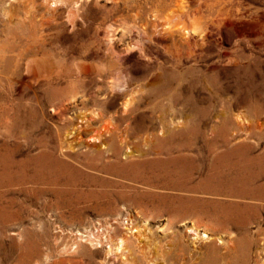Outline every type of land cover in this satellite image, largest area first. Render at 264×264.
I'll use <instances>...</instances> for the list:
<instances>
[{"label":"rangeland","instance_id":"obj_1","mask_svg":"<svg viewBox=\"0 0 264 264\" xmlns=\"http://www.w3.org/2000/svg\"><path fill=\"white\" fill-rule=\"evenodd\" d=\"M17 5L11 23L0 12V57L12 60L38 48L39 25ZM77 26L55 35L52 58L105 59L130 73L137 89L163 73L169 95L212 117L196 119L188 163L169 165L164 156L165 164L128 174L96 163L79 189L54 200L19 185L0 189L4 201L26 205L21 221L0 227V264H264V176L253 174L264 170V0H90ZM104 30L115 35L112 49L94 38ZM74 86L77 94L85 84ZM52 114L50 127L60 121ZM225 214L235 222L219 227ZM120 238L126 244L117 252Z\"/></svg>","mask_w":264,"mask_h":264},{"label":"bare ground","instance_id":"obj_2","mask_svg":"<svg viewBox=\"0 0 264 264\" xmlns=\"http://www.w3.org/2000/svg\"><path fill=\"white\" fill-rule=\"evenodd\" d=\"M2 2L0 12L9 23L21 14L17 4L24 3L30 9L32 24L39 25L35 34L38 48L33 56L41 55V58L23 59L22 51L16 49L20 59L0 57V189L19 185L30 190L28 196L40 191L54 200L53 197L71 196L79 189L86 171H94L96 163L128 174L130 168L141 171L165 164L167 156L170 157L169 165L192 160L195 152L192 144L200 128L196 121L212 117V112L198 116L197 112H189L197 105L169 95L163 87L166 84L163 73L156 74L155 83L151 79L148 90L137 89L133 87L136 80L130 73L115 68L114 63L105 59L95 62L93 57L85 56L69 62L68 58L51 57L53 54L47 49L55 46V35L75 31L90 0H43L47 7H42L37 0H10L8 7ZM19 35L23 33L18 32L17 37ZM94 38L110 49L115 41V35L106 30L103 35L95 33ZM76 80L85 87L73 94ZM50 112L52 118L55 114L60 120L51 127ZM79 118L83 119L82 125L77 126ZM44 122L49 124L47 129H44ZM89 137L98 139L99 143L88 142ZM184 138L191 141L170 145L169 139L180 141ZM150 155L158 159H151ZM162 157L166 161H161ZM255 173V180L264 176V170L258 173L254 170ZM22 204L23 201H4L0 191L1 228L22 220L26 209ZM228 216L216 219L219 227L234 221ZM125 244V239L120 238L116 251L123 250ZM208 251L216 254L215 247H209ZM213 262L209 258L202 264H215Z\"/></svg>","mask_w":264,"mask_h":264}]
</instances>
